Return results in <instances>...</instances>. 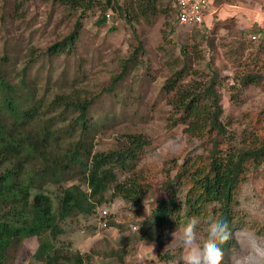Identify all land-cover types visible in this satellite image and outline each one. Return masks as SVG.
<instances>
[{
    "label": "rangeland",
    "instance_id": "1",
    "mask_svg": "<svg viewBox=\"0 0 264 264\" xmlns=\"http://www.w3.org/2000/svg\"><path fill=\"white\" fill-rule=\"evenodd\" d=\"M162 1L152 20L133 22L135 33L118 14L99 24L100 6L71 10L52 0H0V77L18 83L25 70L36 96L51 99L66 93L92 98L90 114L96 123L93 152L114 148L125 134H141L152 142L141 154L137 169L117 171L118 182L144 178L142 188L146 190L138 204L111 196L110 189L94 211L62 223L64 233L58 244L69 246L70 252L78 251L86 264H138L141 256L147 264L179 261L181 253L172 242L173 233L157 239L153 227L145 234L143 230L150 224L151 208L169 187L166 174L176 172L174 163L206 153L210 142L190 136L182 123L174 122L173 93L164 88L167 78L182 67L183 83L194 78L206 82L216 73L229 137L224 149L242 146L250 131V118L264 111V82H243L249 74L264 75V0H214L212 17L200 27L178 24L171 0ZM76 24L78 36L72 48L48 55L47 48L67 36ZM258 126L264 129V117ZM176 141L181 142L179 147ZM48 189L59 191L56 185ZM185 192L178 194L180 203ZM236 198L241 214L234 238L241 229L264 236L263 165L250 173ZM185 210L183 205L182 213ZM37 244L35 237L22 239L4 264H41L33 256ZM148 245H154V254ZM238 249L236 241L225 252V264Z\"/></svg>",
    "mask_w": 264,
    "mask_h": 264
},
{
    "label": "trees",
    "instance_id": "2",
    "mask_svg": "<svg viewBox=\"0 0 264 264\" xmlns=\"http://www.w3.org/2000/svg\"><path fill=\"white\" fill-rule=\"evenodd\" d=\"M52 1L71 10L100 6L99 24L108 19L106 13L118 14L134 32L133 22L152 20L163 2ZM171 3L177 22L173 0ZM77 36L78 24L67 36L48 47L47 54L55 56L67 52ZM138 47H141L140 41ZM182 52L186 54L184 48ZM126 68L127 63L121 75ZM183 78L182 67L164 84V88L173 93L170 103L177 114L173 120L182 123L190 136L209 141L210 148L206 153L188 155L181 163L175 162V174H166L169 187L151 208L150 224L143 230L145 234L153 227L157 239L176 232L193 216L203 219L214 215L225 219L233 233L241 214L237 207L238 190L250 173L264 166V129L258 126L264 111L250 118L247 124L250 131L242 146L229 145L224 149L229 137L222 120L216 73L206 82L194 78L183 83ZM243 82L260 84L264 82V75L249 74ZM92 103V98L66 93L56 94L51 99L36 96L35 87L27 82L25 70L18 83L0 77V264H4L20 241L28 237L37 239L33 256L41 264H86L78 251L70 252L69 246L58 244L59 235L64 233L62 223L80 213L94 211L110 189L111 196L139 203L140 195L146 190L142 188L144 178L118 182L117 171L137 169L141 154L152 142L141 134H125L118 138L119 144L114 148L93 152L91 140L96 123L90 114ZM49 185H56L59 191L53 193ZM183 189L186 192L180 203L177 197ZM183 205L186 210L182 213ZM235 243L233 233V238L223 246L224 252Z\"/></svg>",
    "mask_w": 264,
    "mask_h": 264
},
{
    "label": "clouds",
    "instance_id": "3",
    "mask_svg": "<svg viewBox=\"0 0 264 264\" xmlns=\"http://www.w3.org/2000/svg\"><path fill=\"white\" fill-rule=\"evenodd\" d=\"M180 141H176L179 147ZM171 151V150H170ZM233 238V233L225 219L214 215L191 217L187 223L173 233L172 242L180 250L179 261L169 264H225L223 246ZM239 249L229 256L227 264H264V236L250 229L235 233ZM151 246L154 254V245ZM138 264H147L146 258H137Z\"/></svg>",
    "mask_w": 264,
    "mask_h": 264
},
{
    "label": "built area",
    "instance_id": "4",
    "mask_svg": "<svg viewBox=\"0 0 264 264\" xmlns=\"http://www.w3.org/2000/svg\"><path fill=\"white\" fill-rule=\"evenodd\" d=\"M173 5L178 24L186 27L207 25V19L214 13L213 0H173ZM106 17L109 18L110 13H106ZM101 211L103 214L107 212L105 209ZM102 225L105 226V222Z\"/></svg>",
    "mask_w": 264,
    "mask_h": 264
},
{
    "label": "crops",
    "instance_id": "5",
    "mask_svg": "<svg viewBox=\"0 0 264 264\" xmlns=\"http://www.w3.org/2000/svg\"><path fill=\"white\" fill-rule=\"evenodd\" d=\"M210 24V23H209Z\"/></svg>",
    "mask_w": 264,
    "mask_h": 264
}]
</instances>
